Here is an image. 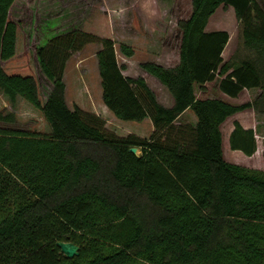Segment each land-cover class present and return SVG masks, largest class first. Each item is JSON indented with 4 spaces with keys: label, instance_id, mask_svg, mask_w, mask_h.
<instances>
[{
    "label": "trees",
    "instance_id": "trees-1",
    "mask_svg": "<svg viewBox=\"0 0 264 264\" xmlns=\"http://www.w3.org/2000/svg\"><path fill=\"white\" fill-rule=\"evenodd\" d=\"M17 1L0 0V91L39 110L50 133L4 127L16 116L0 112V264H264V171L226 161L221 131L239 112L264 113L263 0H192L190 17L177 23L178 64L141 65L171 107L144 78L123 75L111 38L73 30L30 51L24 18L13 17ZM221 6L240 26L238 53L227 61L229 33L208 30ZM88 41L100 45L104 106L119 120L150 119L149 138L106 134L99 117L68 107L64 68ZM119 51L134 54L125 43ZM215 81L231 99L260 93L238 106L196 97V86ZM187 110L197 119L189 134L174 125ZM228 145L252 157L255 131L234 121ZM59 241L78 245L79 255L66 258Z\"/></svg>",
    "mask_w": 264,
    "mask_h": 264
},
{
    "label": "rangeland",
    "instance_id": "rangeland-1",
    "mask_svg": "<svg viewBox=\"0 0 264 264\" xmlns=\"http://www.w3.org/2000/svg\"><path fill=\"white\" fill-rule=\"evenodd\" d=\"M29 1L33 2L30 7L33 12L27 10V0H18L13 17L24 18L22 31L26 37L25 46L30 51L38 44L43 46L51 38L73 30L95 37L111 38L115 43L117 61L120 66L125 67L123 75L133 79L144 78L160 104L165 107L173 105V98L167 89L155 77L145 72L141 65L155 63L163 67H174L178 64L181 32L177 23L190 17L192 0ZM260 3L264 7V0ZM208 29H219L229 33V42L222 54L224 61L238 53L241 42L240 26L232 8L219 7L211 17ZM122 43L132 47L134 50L132 57H125L120 53L119 46ZM80 47L71 52L63 72L65 100L68 107L71 110L78 107L84 113L99 117L104 122L103 128L106 134L118 137L134 135L149 138L154 131L150 119L141 122L119 120L104 106L95 56L100 45L94 41H88L83 46L80 44ZM217 84L216 81L207 83L204 86L206 93L196 86V97L219 98L238 106L252 101L260 93L258 90H245L238 98L231 99L218 90ZM0 112L14 113L16 116V122L2 124L4 127L12 130L50 133L42 113L20 97L12 104L0 91ZM234 121H239L243 127L252 128L255 131L257 151L252 157L229 148L228 136ZM196 123L197 119L193 112L187 110L174 125L176 130H185V133L189 134ZM221 131L223 155L226 161L264 171V113H258L252 109L239 112L225 121Z\"/></svg>",
    "mask_w": 264,
    "mask_h": 264
},
{
    "label": "water",
    "instance_id": "water-1",
    "mask_svg": "<svg viewBox=\"0 0 264 264\" xmlns=\"http://www.w3.org/2000/svg\"><path fill=\"white\" fill-rule=\"evenodd\" d=\"M129 152L135 155L140 154L139 148H136V147L130 148ZM56 246L60 249V253L68 259H72L75 256L79 255L80 248L78 245L74 244L73 242L59 241L57 242Z\"/></svg>",
    "mask_w": 264,
    "mask_h": 264
},
{
    "label": "crops",
    "instance_id": "crops-1",
    "mask_svg": "<svg viewBox=\"0 0 264 264\" xmlns=\"http://www.w3.org/2000/svg\"><path fill=\"white\" fill-rule=\"evenodd\" d=\"M208 27H209V25H208ZM208 30H210V29H208ZM214 30H219V29H214ZM178 61H179V58H178ZM206 85V84H205ZM204 85V86H205ZM259 91V90H258ZM207 91H205V89H204V91H203V93H206ZM227 97V96H226ZM229 98V97H228Z\"/></svg>",
    "mask_w": 264,
    "mask_h": 264
}]
</instances>
